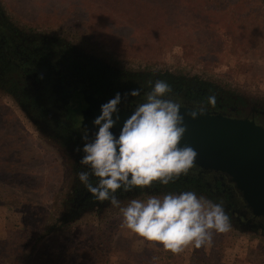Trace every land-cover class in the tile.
<instances>
[{
  "label": "rangeland",
  "instance_id": "rangeland-1",
  "mask_svg": "<svg viewBox=\"0 0 264 264\" xmlns=\"http://www.w3.org/2000/svg\"><path fill=\"white\" fill-rule=\"evenodd\" d=\"M146 2L0 0V10L16 29L63 40L118 79L171 75L264 106V0ZM73 165L0 84V264H21L35 238L33 264H93L98 253L105 264H264V235L234 225L174 255L122 228L116 207L63 222Z\"/></svg>",
  "mask_w": 264,
  "mask_h": 264
},
{
  "label": "clouds",
  "instance_id": "clouds-1",
  "mask_svg": "<svg viewBox=\"0 0 264 264\" xmlns=\"http://www.w3.org/2000/svg\"><path fill=\"white\" fill-rule=\"evenodd\" d=\"M147 85L148 91L140 87L125 95L124 99L131 95L140 100H134V111L118 137L111 130L120 119V93L101 105V114L93 121L98 131L84 129L83 148L75 149L82 151L79 163L86 169L77 176L95 200L119 208L122 228L141 242L179 255L189 247L210 246L214 234L231 231L223 204L194 191H182L149 195L146 200L133 198L121 207L118 193L152 188L156 183L167 186L186 176L198 153L190 145H182L187 132L185 115L192 120L205 115L208 106H216L217 97L211 94L206 104L201 102L182 114L181 103L166 80H149Z\"/></svg>",
  "mask_w": 264,
  "mask_h": 264
},
{
  "label": "flooded vegetation",
  "instance_id": "flooded-vegetation-1",
  "mask_svg": "<svg viewBox=\"0 0 264 264\" xmlns=\"http://www.w3.org/2000/svg\"><path fill=\"white\" fill-rule=\"evenodd\" d=\"M4 16L0 10V84L5 91L15 96L28 120L36 126L40 134L54 144L66 146L67 153L74 159V186L72 185L73 189L66 202L62 201L61 219L63 222H72L91 214L100 217L102 212L113 206L108 201L95 200L79 182L77 173L86 169L79 163L82 151L77 152L75 149L83 148V132L77 129V124L70 118H63V105L72 109L73 101L78 97L77 92L85 87L95 97L108 101L120 93L122 102L119 107H134V100L139 101L140 97L127 95V99H124L125 95L140 87L143 91H148L149 80L163 78L146 75L134 78L123 76V79H118L106 73L102 65L77 53L75 48L65 41L38 33H24L16 29ZM34 80L37 83H34L36 88L30 89L29 83ZM172 89V94H182L187 99L200 101L191 97L188 89ZM49 93H58L57 100H60L57 101L55 95L49 96ZM228 108L234 109L237 114L247 112L264 120L262 104L251 105L245 101L243 106H230L226 109ZM182 191H194L198 196H204L214 203H222L231 225L264 235V230L258 226L242 224L241 218L233 211L228 196L218 183L198 181L189 173L167 186L156 183L152 188L137 189L127 194L118 193V198L121 204H127L133 198L141 199L149 195Z\"/></svg>",
  "mask_w": 264,
  "mask_h": 264
},
{
  "label": "water",
  "instance_id": "water-1",
  "mask_svg": "<svg viewBox=\"0 0 264 264\" xmlns=\"http://www.w3.org/2000/svg\"><path fill=\"white\" fill-rule=\"evenodd\" d=\"M57 94L49 96L55 95L57 100ZM77 95L72 109L63 105V118H70L81 132L98 131L93 121L108 100L95 97L85 87ZM172 95L181 103L182 114L201 103L182 94ZM134 107H119V122L111 130L117 137ZM185 124L182 145H190L198 153L190 176L218 183L242 224L264 230V120L247 112L237 114L232 108L207 107L205 115L195 120L185 115Z\"/></svg>",
  "mask_w": 264,
  "mask_h": 264
},
{
  "label": "trees",
  "instance_id": "trees-1",
  "mask_svg": "<svg viewBox=\"0 0 264 264\" xmlns=\"http://www.w3.org/2000/svg\"><path fill=\"white\" fill-rule=\"evenodd\" d=\"M127 1L128 0H126V2ZM141 2L144 5L146 0H141ZM137 4L139 6L142 5L141 3H138V2H137ZM146 4H147L146 6H148V8L163 10L162 7L161 8L159 7V5H152L148 2H146ZM161 78H163V80H166L170 84V86L173 88L188 89V92L192 95L191 97H195L196 99H200V101L204 102L205 104L207 101V97L211 94H215L217 97V104L215 107H212L215 109L216 108L226 109L227 107H230V106H237V105L243 106L245 104V101L241 97H239L237 95H231V94L230 95L227 94V96L221 95L220 91H218L213 85H210L208 83L204 84L200 81H194V80H186V82H184V81H181L180 79L173 77L171 75L161 76ZM38 241H40V240L36 239V238L34 239L33 244L29 246L28 255H26L27 252L25 254H23V260L20 262L21 264L38 263L37 261L40 260V258L39 257H35V258L33 257L36 253L35 250H36V244ZM102 258H103V255L101 253H98L95 255V258L93 261H91V263L93 262V264H96ZM100 264H105V261L103 263V261L101 260Z\"/></svg>",
  "mask_w": 264,
  "mask_h": 264
}]
</instances>
